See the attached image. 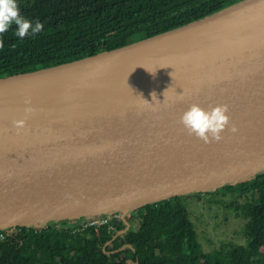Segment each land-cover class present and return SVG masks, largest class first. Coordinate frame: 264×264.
<instances>
[{"label": "water", "instance_id": "obj_1", "mask_svg": "<svg viewBox=\"0 0 264 264\" xmlns=\"http://www.w3.org/2000/svg\"><path fill=\"white\" fill-rule=\"evenodd\" d=\"M192 103L228 106L219 141L181 124ZM261 171L264 0L0 79V228L115 210L126 220L140 204Z\"/></svg>", "mask_w": 264, "mask_h": 264}, {"label": "trees", "instance_id": "obj_2", "mask_svg": "<svg viewBox=\"0 0 264 264\" xmlns=\"http://www.w3.org/2000/svg\"><path fill=\"white\" fill-rule=\"evenodd\" d=\"M243 0H16L20 14L43 25L35 35L0 33V79L112 50L185 25ZM227 205L245 222V243L206 251L187 208V194L131 208L109 225L77 230L76 219L41 230L4 227L0 264H252L264 261V171L192 192ZM229 197L228 203L223 199ZM238 198H244L239 203ZM103 214L90 217H101ZM80 221L87 216L78 217ZM121 223V224H118ZM126 228L121 234L119 230ZM118 233V234H117ZM117 234V236H115Z\"/></svg>", "mask_w": 264, "mask_h": 264}, {"label": "clouds", "instance_id": "obj_3", "mask_svg": "<svg viewBox=\"0 0 264 264\" xmlns=\"http://www.w3.org/2000/svg\"><path fill=\"white\" fill-rule=\"evenodd\" d=\"M13 24L16 26L14 35L20 39L29 34L35 35L43 27L40 21L32 24L25 19L19 12L16 0H0V33L8 31ZM153 95L155 94L153 93ZM177 98L182 99L183 96L180 95ZM26 103L28 102L26 101ZM227 110V105L217 104L204 108L197 103H192L181 113L180 122L189 134L195 135L205 143L210 140L219 141L221 132L229 124ZM25 111L29 112L31 109L26 108ZM24 123L23 119L13 121L17 129L22 128ZM229 130L232 132L237 131L235 125H231Z\"/></svg>", "mask_w": 264, "mask_h": 264}, {"label": "rangeland", "instance_id": "obj_4", "mask_svg": "<svg viewBox=\"0 0 264 264\" xmlns=\"http://www.w3.org/2000/svg\"><path fill=\"white\" fill-rule=\"evenodd\" d=\"M188 194L185 201L190 218L206 251L220 248L223 244H228L229 242L245 243V236L242 231L245 220L236 216L233 208L216 203H211L212 205H210L204 201V198L199 199L192 192ZM229 200V197L223 199L226 203ZM244 200V198H238L239 203H243ZM252 264H264V261L256 258Z\"/></svg>", "mask_w": 264, "mask_h": 264}, {"label": "built area", "instance_id": "obj_5", "mask_svg": "<svg viewBox=\"0 0 264 264\" xmlns=\"http://www.w3.org/2000/svg\"><path fill=\"white\" fill-rule=\"evenodd\" d=\"M73 219H76V221H75L76 227L75 228L77 230L84 229V228L89 227V226H101V225H109L111 227V229H114L115 228V222H120L122 219L126 222V220L124 218V214L120 210H115V211L104 213V215L101 217H98V216L88 217V219H86L85 221H80L77 218H73ZM61 220H68V219H61ZM118 224H121V223H118ZM27 226L29 228H33L35 231H37V230H41L43 228L44 222L39 223V224H34V225H27ZM121 230H123V229H121ZM7 236H8V233L3 228H0V241L5 240L7 238Z\"/></svg>", "mask_w": 264, "mask_h": 264}, {"label": "flooded vegetation", "instance_id": "obj_6", "mask_svg": "<svg viewBox=\"0 0 264 264\" xmlns=\"http://www.w3.org/2000/svg\"><path fill=\"white\" fill-rule=\"evenodd\" d=\"M125 217H126V216H125ZM129 225H130L129 222L126 221V228H127ZM126 228H123V230L125 231Z\"/></svg>", "mask_w": 264, "mask_h": 264}]
</instances>
